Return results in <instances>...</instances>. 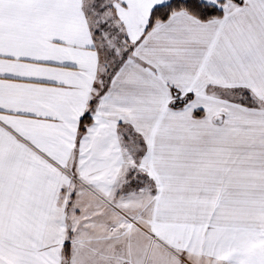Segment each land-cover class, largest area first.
<instances>
[{
    "label": "snow or ice",
    "instance_id": "1",
    "mask_svg": "<svg viewBox=\"0 0 264 264\" xmlns=\"http://www.w3.org/2000/svg\"><path fill=\"white\" fill-rule=\"evenodd\" d=\"M264 0H0V264H264Z\"/></svg>",
    "mask_w": 264,
    "mask_h": 264
},
{
    "label": "crops",
    "instance_id": "2",
    "mask_svg": "<svg viewBox=\"0 0 264 264\" xmlns=\"http://www.w3.org/2000/svg\"><path fill=\"white\" fill-rule=\"evenodd\" d=\"M250 243L251 244H247L250 247V248L248 247V249H255V248L259 247L261 245V243H264V242H261V241L257 240V241H251Z\"/></svg>",
    "mask_w": 264,
    "mask_h": 264
},
{
    "label": "rangeland",
    "instance_id": "3",
    "mask_svg": "<svg viewBox=\"0 0 264 264\" xmlns=\"http://www.w3.org/2000/svg\"><path fill=\"white\" fill-rule=\"evenodd\" d=\"M250 242H251V241H249L248 244H251ZM248 247H249V245H247V248H248ZM251 247H252V246H251ZM249 248H250V247H249Z\"/></svg>",
    "mask_w": 264,
    "mask_h": 264
}]
</instances>
